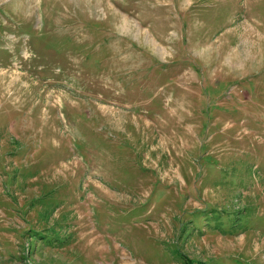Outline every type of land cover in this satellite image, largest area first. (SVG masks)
Masks as SVG:
<instances>
[{
	"label": "rangeland",
	"instance_id": "obj_1",
	"mask_svg": "<svg viewBox=\"0 0 264 264\" xmlns=\"http://www.w3.org/2000/svg\"><path fill=\"white\" fill-rule=\"evenodd\" d=\"M0 264H264V0H0Z\"/></svg>",
	"mask_w": 264,
	"mask_h": 264
}]
</instances>
